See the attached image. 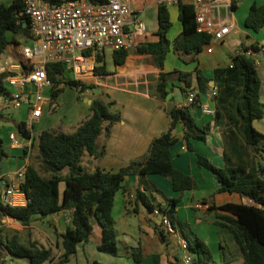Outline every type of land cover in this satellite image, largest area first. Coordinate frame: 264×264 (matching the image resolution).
I'll return each mask as SVG.
<instances>
[{
    "label": "trees",
    "instance_id": "1",
    "mask_svg": "<svg viewBox=\"0 0 264 264\" xmlns=\"http://www.w3.org/2000/svg\"><path fill=\"white\" fill-rule=\"evenodd\" d=\"M49 1L61 4L64 0ZM85 1L98 4L104 0ZM178 7L183 28L181 34L173 42L168 39L173 26L170 10L165 4H159V40L149 44L142 43L137 51L152 56L155 65L161 69L155 89L159 100H168V95L176 87L171 80L175 76L185 83V87L181 89L186 94L190 93L188 88L196 81L197 94L191 105L198 106L201 104L200 94L209 91L210 79L199 67L192 72H165V61L168 53L173 51L186 63L196 62L204 48L210 44L211 36L197 30L192 4L179 0ZM24 11V0H13L10 5L0 3V62H3L9 46L21 44L18 36L23 37L26 42L31 38L29 19ZM245 26L255 32L264 29V5H252ZM128 53L114 52L115 64L123 65ZM47 69L53 82V102L61 95L65 86L77 90L80 100L84 99V93L95 88L86 81L69 79L71 76L65 74L62 64L52 63ZM94 72L96 75L109 74L103 55L96 56ZM6 76L7 72L0 69V97L9 94ZM214 81L212 96L215 102V125L220 128L223 138L226 164L224 168L218 167L200 154L197 155V163L200 168L210 171L216 177L220 186L218 193L238 194L253 202L227 203L219 207L212 206L210 210L216 211V225L234 239L242 257L240 264H264V134L254 127L256 120L264 118V102L261 100L262 82L255 59L243 48L232 58L230 65L215 69ZM110 104L114 105L113 102ZM89 109L90 115L73 132L48 129L43 130L38 138L35 137L38 140V154L28 164L24 180L20 184L27 203L24 206L0 203V219L13 218L30 230L33 223L70 210L73 225L59 236L62 254L55 264H70L77 254L78 245L89 242L95 219L103 228V241L99 250L117 256L119 246L113 208L117 194L122 192L126 198V206L132 213L139 214L142 209H146L154 214L158 209L166 216L175 231L189 242L190 252L197 255L196 264H213L214 257L207 243L193 232L190 225L188 230L179 216L177 205L180 197L165 198L164 204L156 203L154 192H163L147 180L150 175H160L172 183L175 192L184 194L197 190L199 186L195 178L174 166L171 149L180 141L176 135L179 124L184 126L183 140L190 151H194L193 140H207L212 126L207 124L199 127L190 107L174 106L168 110V130L151 142L143 158L131 160L116 172L100 167L89 171L83 164L84 156L89 154L94 160H101L107 149L105 144L99 142L100 138H107L111 128L122 120L121 113L113 111L101 98H93ZM18 128L25 137L31 136L24 122L19 123ZM7 157L5 150L0 148V160ZM132 175L141 178L143 183V188L136 189L134 195L126 190L124 184L126 178ZM156 230L161 240L167 238L168 233L163 228ZM28 232L31 234V230ZM0 242L13 256L28 259L30 264H45L56 259L54 247H47L32 238L23 240L19 232L8 228H0ZM220 248L223 249V245ZM131 256L137 263L145 258L139 248L132 249ZM175 261L170 264H179L180 259L176 258ZM152 264H164L162 255L154 254Z\"/></svg>",
    "mask_w": 264,
    "mask_h": 264
},
{
    "label": "crops",
    "instance_id": "2",
    "mask_svg": "<svg viewBox=\"0 0 264 264\" xmlns=\"http://www.w3.org/2000/svg\"><path fill=\"white\" fill-rule=\"evenodd\" d=\"M12 1L0 0V3L10 5ZM182 1L188 4L191 3V0ZM231 1L232 5L230 9L228 10L223 6L220 8V12L216 13V18L221 22H233L235 29L224 40L213 44L212 53H208V48L205 47L196 62L186 63L171 51L168 53L165 61V72H173L175 70L192 72L196 67H199L204 75L210 79L209 91L200 94V105L194 106L187 103V98H185L186 93L181 89L185 87V83L178 80L175 76L171 79L172 83L176 86L171 91V98L166 102L159 100L155 95V89L161 69L155 65L152 56L139 53L136 49L128 53L123 65L115 64L112 51L105 52L103 55L104 64L109 74L96 75L93 72V74L83 77L82 80L90 82L95 88L86 92L85 96H83L87 105L86 108H75L76 110L72 114L69 113V120L74 128L90 115V104H88V101L93 98H101L107 103L113 102L112 110L121 113V122L111 128L110 135L107 138L102 136L103 140L101 143L106 145V155L101 160L88 159L89 171H95L100 167L104 170L116 172L129 164L131 160L143 158L147 154L151 142L168 130L170 124L168 110L174 106L190 107L191 113L199 127L210 124L212 130L208 134L206 141L193 140L194 151H190L187 148V144L183 140L184 126L179 124L176 129V135L180 138V141L171 149V158L174 166L192 175L198 183L199 190L187 191L181 194L174 191L172 183L168 179L160 175H150L147 177V180L164 194L162 196L154 192L158 203L164 204L166 202L165 198H181V201L177 205L179 216L183 221L184 212L186 211L192 229L194 230L195 227L197 232L199 224L203 221L201 218L208 217L210 219L213 216L216 217V211H211L210 207H219L227 203L253 204L250 199L243 198L238 194L218 193L217 191L220 186L216 177L210 171L200 168L197 163V155L200 154L207 157L216 166L225 167V147L220 128L215 125V113H206L204 108L210 107L215 110V102L211 94V82L214 80L215 69L230 65L232 58L241 52L243 48H246L248 54L256 61L257 70L262 82L261 100L264 102V29L260 32H255L247 29L245 26V21L252 5H264V0ZM134 9L140 15L146 27L142 43L157 42L159 40L157 36L159 29L158 0H135ZM169 10L173 26L168 33V39L173 42L181 34L183 28L179 20L178 5L169 6ZM17 39L21 44H12L5 54L6 57L14 61L19 60L20 47L26 43V40L21 36H18ZM226 55L230 56L228 62H224L223 60ZM96 89H99V91H96ZM188 90H190V93L197 94L196 81L193 82V85ZM59 97L56 101H58ZM47 101L51 102L50 100ZM49 109V106H44L43 115L36 121L35 128L36 126L43 125L44 119L47 117L45 111H49ZM27 114L28 111L26 109L15 111L6 108L4 98L0 97V134L4 124L10 123L11 119H13V124L17 131L19 123L24 121ZM254 127L264 134V118L256 120ZM34 135L37 137L36 133ZM7 142L9 144V139ZM0 148H3V145ZM6 153L8 154V157L5 158L6 160H0V203L24 206L27 203L25 194H15L7 197L4 195V191L19 181L18 173L27 161L28 164L30 163V159L28 160L25 157L24 151L20 149L10 148V151ZM124 184L126 190H129L133 194L136 189L143 188L141 178L136 175L128 176ZM63 190L64 186L62 185L61 193H63ZM13 198L16 202L11 201ZM125 201V196L122 192H119L115 200L113 215L117 214L118 218L124 221L125 227L127 225L130 226L129 223L132 219H138V231L140 235H133L125 231L124 246L121 249L117 231L119 254L115 256L102 252L99 250V245L103 241V228L95 219L93 221V233L89 242L78 245L77 254L70 264H95L96 262L100 264H152L154 254H161L164 264L175 263L176 258L180 259L179 264H184L182 260L184 252L181 247L179 246L180 250H182L180 253L175 250H169L167 238L161 240L157 235L156 228H163L161 217L150 213L146 209H142L139 214H134L127 208ZM197 203H201L202 207H196ZM191 210L200 211L203 217H196V220L192 222L191 218H193V215ZM134 216L137 218H133ZM114 218L117 229L118 223L116 217ZM72 225V211L70 210H65L58 215L49 217L47 220L33 223L30 227L31 234L28 232L30 231L28 230L29 228L13 218L4 217L0 219V228L4 227L19 232L23 240L32 238L40 241L47 247H54L56 259L45 264L56 263L57 258L62 254V250L59 247V243L61 242L59 236L64 234ZM157 242L162 245L161 247L160 244L158 245L159 251L155 249L151 250L154 247L152 245H155ZM134 248L142 249L144 253L145 258L141 263H137L131 256V250ZM0 264H30V261L23 258L15 260V256L0 242ZM191 264H195V259Z\"/></svg>",
    "mask_w": 264,
    "mask_h": 264
},
{
    "label": "built area",
    "instance_id": "3",
    "mask_svg": "<svg viewBox=\"0 0 264 264\" xmlns=\"http://www.w3.org/2000/svg\"><path fill=\"white\" fill-rule=\"evenodd\" d=\"M134 2L104 0L92 4L85 0H64L61 4H55L49 0H24V14L29 19L31 38L20 47L18 61L5 57L2 62L7 72L6 85L13 89L3 98L6 108L28 111L22 122L26 124V130L31 132V136L25 137L18 128L9 137L10 148L23 150L29 160L36 142L34 125L43 115L45 105L52 109L55 107L53 102H48L44 97V91L53 88L47 69L49 64H62L66 75L82 79L93 74L97 55H104L107 51L130 52L142 44L146 27L134 9ZM178 2L158 0L159 4L168 7L178 5ZM190 4L194 7L197 30L211 36V42L206 47L207 52L212 53L213 44L224 40L235 29L233 22H221L216 18V13L223 6L230 9L232 1L191 0ZM194 95L188 94V104L194 102ZM204 111L215 113L210 107L204 108ZM27 166L28 161L18 173L19 181L5 189L4 195L24 194L20 184L24 180ZM11 201L16 202L14 198ZM196 207L200 208L202 204L197 203ZM154 215L161 217L162 227L168 234L179 238L184 252L183 263L191 264L194 259L189 242L175 231L171 221L158 209Z\"/></svg>",
    "mask_w": 264,
    "mask_h": 264
},
{
    "label": "rangeland",
    "instance_id": "4",
    "mask_svg": "<svg viewBox=\"0 0 264 264\" xmlns=\"http://www.w3.org/2000/svg\"><path fill=\"white\" fill-rule=\"evenodd\" d=\"M6 57V55L3 57L2 60H4ZM230 59L229 55L224 56L223 60L224 62H228ZM0 69L4 70V65L2 62H0ZM69 79H76L74 77H70ZM76 80H82V79H76ZM84 81V80H83ZM87 82V81H86ZM90 84V82H87ZM8 89L12 92L13 89L8 86ZM51 90L52 89H46L44 91V97L46 100H50L51 102ZM85 94V93H84ZM83 94V96H85ZM48 96V98H47ZM50 97V98H49ZM56 103V104H55ZM108 104H110L108 102ZM53 105H55V107L51 109H49V111H45L46 112V118L44 119V123L42 126H36L35 128V133L37 135L38 138V134H40L43 130H48V129H52V130H62L65 132H73L75 130L73 124L71 123L70 116L69 113L72 114V112L74 110H76L75 108H86V104L84 99L80 100L79 99V93L77 92V90L71 88V87H64V91L61 93L58 101H54ZM49 106V105H47ZM50 107V106H49ZM78 110V109H77ZM90 110V109H89ZM11 118H13L12 116H10ZM79 124V123H78ZM78 124L76 126H78ZM12 133H16V129L15 126L13 124V119H11L10 123H6L4 124V127L1 129V142L0 145H3V149L7 152L10 151V147L9 144L7 142V140L9 139L10 135ZM103 140V137L100 138L99 142L101 143ZM0 146V147H1ZM38 154V140L37 143L35 145V147L32 150V155L30 157V161L32 162L33 160H35L36 155ZM92 157L89 154H86L84 156V166L88 169V159H91ZM6 160V159H4ZM199 190V189H197ZM196 190V191H197ZM162 196H164V194H161ZM181 199V198H180ZM181 201V200H180ZM179 201V202H180ZM158 203V202H156ZM179 204V203H178ZM192 211V215L193 218H191V221L193 222L194 220H196V217H203L202 213L200 211L197 210H191ZM116 217V221H117V231H118V235H119V240H120V248L122 249L124 246V232L127 231L128 233H131L133 235H140L139 231H138V225H139V221L138 219H132V221L129 223V225H127L125 227L124 225V221H121L117 214L114 216ZM133 218H137L136 216H134ZM188 215L186 214V211L184 212V219L183 222L185 223L187 229L188 225H190L189 220H188ZM203 221L199 224V228H198V232L195 229L194 225V230L193 232L195 234H197L200 239H202L203 241H205L208 245V247L210 248L213 257H214V262L213 264H223V262H229L232 261V264H238L240 263L241 260V253L239 251V248L237 247L234 239L232 238L231 234L223 231L222 229H220L215 221H216V217L213 216L210 219L208 217H203L201 218ZM191 226V225H190ZM48 227V225H47ZM50 228V227H48ZM192 228V227H191ZM199 233V234H198ZM175 237V235L173 234H168L167 235V247L169 248V250H175L178 251L179 253L182 251L179 248V238ZM160 243H156L155 245H152L153 248H151V250L155 249L157 251H159V245ZM220 245H223V249L220 248ZM162 245L160 244V247ZM191 255L194 257V259L197 262V255L196 254H192V252H190ZM18 257H15V260H18ZM196 264V263H195Z\"/></svg>",
    "mask_w": 264,
    "mask_h": 264
},
{
    "label": "water",
    "instance_id": "5",
    "mask_svg": "<svg viewBox=\"0 0 264 264\" xmlns=\"http://www.w3.org/2000/svg\"><path fill=\"white\" fill-rule=\"evenodd\" d=\"M215 88V81L213 80L211 82V93H212V90ZM96 91H99V89H96ZM171 98V93L168 95V100ZM185 98H188V94L185 95ZM92 103V100H89L88 101V104H91ZM108 107L111 108L112 105L111 104H108Z\"/></svg>",
    "mask_w": 264,
    "mask_h": 264
}]
</instances>
